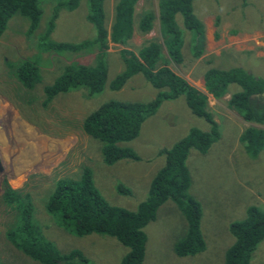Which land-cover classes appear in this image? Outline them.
Masks as SVG:
<instances>
[{
  "label": "rangeland",
  "instance_id": "rangeland-1",
  "mask_svg": "<svg viewBox=\"0 0 264 264\" xmlns=\"http://www.w3.org/2000/svg\"><path fill=\"white\" fill-rule=\"evenodd\" d=\"M57 1L39 0L42 14L33 36L43 30ZM114 1L104 0L107 30ZM191 11L203 25L202 41L197 45L194 33L182 26L180 16L176 17L181 32L182 60L180 64L172 61L167 64L175 75L203 93L201 74L208 68H240L264 78V0H192ZM147 12L154 17L148 34L140 36L134 31L127 47L108 42L103 57L106 83L100 93L88 95L78 89L59 94L45 108L38 100L41 88L58 76L61 63L52 59V55L39 53L33 44L35 37L24 35L27 20L20 14H14L7 21L0 37V194L2 180L13 189L30 193L36 210L34 219L42 234L59 251L80 250L94 264H118L126 249L104 236L75 237L64 232L44 213L42 195L60 178H77L85 166L97 192L108 204L133 211L144 200L150 180L162 166L163 159L157 156V151L171 147L191 128L207 130L206 123L189 112L184 97L178 96L162 102L155 114L142 122L137 137L122 144L133 150L139 161L103 164L100 143L82 132L85 116L105 102L146 103L155 96L156 91L140 75L130 78L117 91L107 87L123 70L120 50L135 53L149 39L161 45L157 0H137L134 20ZM85 14L83 4L72 12L59 10L49 39L70 43L92 39L94 32L85 21ZM193 51H199V56L194 58ZM162 54L165 56L163 48ZM93 56L72 59L91 64ZM21 59H28L38 67L40 79L31 91H24L4 64ZM229 88L233 91L236 86ZM228 97L215 101L207 96V110L217 125V139L204 154L190 150L185 161L189 179L186 194L201 210L204 251L186 257L174 255L173 245L185 233L186 221L176 206L166 201L158 208L155 219L144 228L146 240L141 264H222L224 252L233 243L229 223L242 220L248 206L264 211V150L253 157L239 142L243 129L252 126L264 130V127L246 123L228 109L225 105ZM32 98L34 101L28 103ZM8 217L7 210L0 206V264H37L5 241L3 232ZM250 264H264V239L253 250Z\"/></svg>",
  "mask_w": 264,
  "mask_h": 264
},
{
  "label": "trees",
  "instance_id": "trees-1",
  "mask_svg": "<svg viewBox=\"0 0 264 264\" xmlns=\"http://www.w3.org/2000/svg\"><path fill=\"white\" fill-rule=\"evenodd\" d=\"M191 1L157 0L161 45L157 40L149 39L143 41L135 53L126 49L118 52L123 70L108 83V89L117 91L130 78L140 75L156 91L153 99L146 103L105 102L85 116L81 130L88 138L100 143L101 160L107 166L119 160L139 161L138 155L122 144L137 137L142 122L154 115L162 102L178 96L184 97L189 112L202 119L207 130L191 128L171 147L157 151V156L163 159L162 166L150 180L144 200L133 211L108 204L97 192L85 166L75 179L56 180L40 200L44 213L64 232L75 237L90 234L104 236L125 248L126 252L118 264L142 263L146 240L144 228L155 219L158 208L166 201L172 202L186 221L185 233L173 245L174 255L186 257L204 251L205 242L200 230L201 210L198 203L186 194L189 179L185 161L190 150L204 154L217 139V125L207 110V96L220 101L229 95L225 101L228 109L244 122L264 127V101L260 96L264 92V78L255 77L240 68H208L201 74L203 93L167 67L169 61L180 64L182 60L177 16L181 17L182 26L194 33V42L199 45L202 41L203 25L192 14ZM136 2L115 0L112 21L107 30L104 0H58L43 30L33 36L42 14L39 0H0V37L7 21L14 14H20L27 20L24 35L35 37L33 44L37 45L39 53L52 55V59L61 63V66L58 65V76L50 85L41 88V98H38L41 107L49 106L59 94L82 89L88 95H96L103 90L107 73L103 57L106 56L108 42L127 47L134 31L144 36L152 29V13H144L134 20ZM80 4L84 5V19L94 32L92 39L73 43L51 41L49 36L58 11L72 12ZM215 25H218L217 21ZM199 54V51H193L192 55L196 58ZM83 55H94L92 63L72 59ZM61 59L68 63H63ZM4 64L24 91L33 90L39 82L38 67L28 59ZM231 86H236V89L231 91ZM33 101L34 98L28 103ZM239 142L245 152L254 157L264 150V130L247 127L242 130ZM0 206L9 214V221L4 226V239L24 257L37 264H94L80 250L59 251L42 234L34 219L36 210L30 193L13 189L2 180ZM228 231L233 243L224 252L222 264H250L253 250L264 239V211L248 206L244 218L229 223Z\"/></svg>",
  "mask_w": 264,
  "mask_h": 264
},
{
  "label": "water",
  "instance_id": "water-1",
  "mask_svg": "<svg viewBox=\"0 0 264 264\" xmlns=\"http://www.w3.org/2000/svg\"><path fill=\"white\" fill-rule=\"evenodd\" d=\"M261 96H264V92L261 93Z\"/></svg>",
  "mask_w": 264,
  "mask_h": 264
},
{
  "label": "flooded vegetation",
  "instance_id": "flooded-vegetation-1",
  "mask_svg": "<svg viewBox=\"0 0 264 264\" xmlns=\"http://www.w3.org/2000/svg\"><path fill=\"white\" fill-rule=\"evenodd\" d=\"M261 96V95H260ZM263 98V101H264V96H261Z\"/></svg>",
  "mask_w": 264,
  "mask_h": 264
}]
</instances>
